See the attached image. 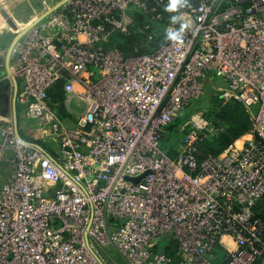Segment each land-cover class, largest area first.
Returning <instances> with one entry per match:
<instances>
[{
	"label": "built area",
	"instance_id": "obj_1",
	"mask_svg": "<svg viewBox=\"0 0 264 264\" xmlns=\"http://www.w3.org/2000/svg\"><path fill=\"white\" fill-rule=\"evenodd\" d=\"M168 2H45L0 47V264H264V0ZM117 33L151 50L109 46ZM208 91L251 122L200 159L225 127L196 104Z\"/></svg>",
	"mask_w": 264,
	"mask_h": 264
},
{
	"label": "rangeland",
	"instance_id": "obj_2",
	"mask_svg": "<svg viewBox=\"0 0 264 264\" xmlns=\"http://www.w3.org/2000/svg\"><path fill=\"white\" fill-rule=\"evenodd\" d=\"M55 0H0V39L4 36L7 37L3 40V42H0V47L2 44L9 42L15 35V31L18 28V30L22 29L24 25H26L31 19H33L35 16H37V13H39L43 7L45 6V2H53ZM109 46H112L109 44ZM10 99V91L7 84V81H3V83L0 85V111L2 112H9V101ZM78 101H74L73 105L77 108ZM197 105H208L211 106V108L219 112L221 117L224 119H227V122L225 127L231 126L229 130H231L233 135H236L242 131V129L251 122L250 120V112H248L246 109H241L239 107H234L232 105H229L228 103H223L218 101L217 99L213 98L211 96V92L208 91L205 96L199 100ZM81 110V109H80ZM222 119V118H220ZM223 122V120H220ZM18 122L20 125L24 122V119H22L21 114L18 113ZM173 135V127H170L168 129V135L165 136L164 139V147L170 152L173 156L177 155V148H175V145L178 143L171 144V136ZM245 135V134H244ZM240 136L237 140L242 139L244 136ZM213 135L212 137H214ZM217 136V135H216ZM212 137L208 138L211 139ZM222 145L219 142H215V146ZM230 145V144H229ZM227 145L223 151L229 146ZM10 172L7 174H4L3 177H0V184L6 178L9 176ZM232 248L235 247V244L232 243ZM164 250L170 252L171 254L174 253V248L169 247L168 249L165 247ZM114 259L116 260L117 264H125V261L119 257L117 254L114 253L113 255Z\"/></svg>",
	"mask_w": 264,
	"mask_h": 264
},
{
	"label": "trees",
	"instance_id": "obj_3",
	"mask_svg": "<svg viewBox=\"0 0 264 264\" xmlns=\"http://www.w3.org/2000/svg\"><path fill=\"white\" fill-rule=\"evenodd\" d=\"M7 37H3L0 39V42H3V40ZM145 39L141 35H133V36H124L122 34H115L111 40V45H117L124 53L126 54H132V53H145L147 51L151 50V47L149 43L144 41ZM6 43H4L5 45ZM3 46V44H2ZM50 94L52 96V99L54 102L57 103V108L64 116H66V110L64 106V94H63V81L59 80L56 82V84L51 88ZM218 100V99H217ZM219 101V100H218ZM221 102V101H220ZM229 105H232L234 107H239L241 109H245L241 104L236 102H227ZM226 103V104H227ZM211 114H213L217 120H223V123L226 124L227 119H224L221 117L219 112L214 111L211 106ZM222 118V119H220ZM221 122V121H220ZM225 126V125H224ZM231 126L224 127L222 131H220L217 136L215 135L211 139H206L203 141H200L198 145V157L200 159H204L210 155H219L223 149L229 145L232 144L234 141H236L240 136L246 134L250 130V123H248L240 133L233 135L231 130H229ZM219 142L222 145L215 146V142ZM172 152V151H170Z\"/></svg>",
	"mask_w": 264,
	"mask_h": 264
},
{
	"label": "clouds",
	"instance_id": "obj_4",
	"mask_svg": "<svg viewBox=\"0 0 264 264\" xmlns=\"http://www.w3.org/2000/svg\"><path fill=\"white\" fill-rule=\"evenodd\" d=\"M184 0H169L168 4L166 5V10L169 12H175L178 8L184 7ZM173 21L177 19V17L172 18ZM187 23L182 25L181 31H172L168 29L166 32V38L170 41L180 42L182 41V30L183 28L187 27Z\"/></svg>",
	"mask_w": 264,
	"mask_h": 264
},
{
	"label": "crops",
	"instance_id": "obj_5",
	"mask_svg": "<svg viewBox=\"0 0 264 264\" xmlns=\"http://www.w3.org/2000/svg\"><path fill=\"white\" fill-rule=\"evenodd\" d=\"M0 18H1V17H0ZM23 27H25V25H24ZM16 30H18V28H17ZM3 171H4V172H3V175H4V174H7L8 172H10V174H9V176H8V177H10V175H11V168H10L9 165H6V166L4 167V169H3ZM3 175H2V177H3ZM8 177H7V178H8ZM7 178H6V179H7Z\"/></svg>",
	"mask_w": 264,
	"mask_h": 264
},
{
	"label": "bare ground",
	"instance_id": "obj_6",
	"mask_svg": "<svg viewBox=\"0 0 264 264\" xmlns=\"http://www.w3.org/2000/svg\"><path fill=\"white\" fill-rule=\"evenodd\" d=\"M225 240H226V241H228V244H229V246H231V245H232V241H231V239H229V237H228V236H226V237H225Z\"/></svg>",
	"mask_w": 264,
	"mask_h": 264
}]
</instances>
